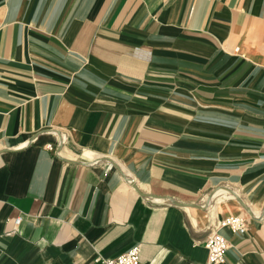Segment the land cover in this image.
<instances>
[{"label":"crops","instance_id":"1","mask_svg":"<svg viewBox=\"0 0 264 264\" xmlns=\"http://www.w3.org/2000/svg\"><path fill=\"white\" fill-rule=\"evenodd\" d=\"M215 230L264 264V0H0V264H210Z\"/></svg>","mask_w":264,"mask_h":264},{"label":"built area","instance_id":"2","mask_svg":"<svg viewBox=\"0 0 264 264\" xmlns=\"http://www.w3.org/2000/svg\"><path fill=\"white\" fill-rule=\"evenodd\" d=\"M49 149H54L53 144L47 145ZM21 218L16 219L19 223ZM221 226L229 227L233 232L244 233L247 229V219L244 214L231 215L223 218ZM208 249L209 263L218 264L226 260L229 242L221 232L212 231L204 242ZM141 245L134 244L126 251L114 257L99 256V264H140Z\"/></svg>","mask_w":264,"mask_h":264}]
</instances>
